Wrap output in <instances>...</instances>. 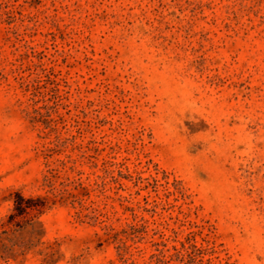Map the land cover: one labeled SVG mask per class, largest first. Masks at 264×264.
I'll list each match as a JSON object with an SVG mask.
<instances>
[{
  "label": "rangeland",
  "instance_id": "374dc122",
  "mask_svg": "<svg viewBox=\"0 0 264 264\" xmlns=\"http://www.w3.org/2000/svg\"><path fill=\"white\" fill-rule=\"evenodd\" d=\"M0 264H264V0H0Z\"/></svg>",
  "mask_w": 264,
  "mask_h": 264
},
{
  "label": "trees",
  "instance_id": "16d2710c",
  "mask_svg": "<svg viewBox=\"0 0 264 264\" xmlns=\"http://www.w3.org/2000/svg\"><path fill=\"white\" fill-rule=\"evenodd\" d=\"M13 212L9 215L7 223L10 226H21V222L31 212L43 213L48 207L47 199L44 197H25L21 193L15 194Z\"/></svg>",
  "mask_w": 264,
  "mask_h": 264
}]
</instances>
